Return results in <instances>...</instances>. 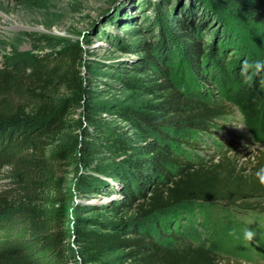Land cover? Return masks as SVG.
Here are the masks:
<instances>
[{
	"label": "trees",
	"instance_id": "obj_1",
	"mask_svg": "<svg viewBox=\"0 0 264 264\" xmlns=\"http://www.w3.org/2000/svg\"><path fill=\"white\" fill-rule=\"evenodd\" d=\"M242 3L241 11L227 10L232 21L221 28L182 17L165 51L153 42L143 44L140 64L151 72V81L126 83L158 93L159 101L146 110L117 111L139 142L84 112L88 123L80 125L76 142L54 148L79 103H59L54 92L78 94L84 87L79 42L2 57L0 179L9 168L10 184L0 185V264H109L104 258L115 252L120 264H229L233 254L250 258L252 250L245 246L254 247L243 242L245 228L232 232L223 226L219 237L195 241L186 223L214 204L230 220L264 210L262 164L250 172L226 153L217 161L190 155L233 109L264 145V0ZM217 76L221 99L211 96L208 84ZM103 143L124 155L114 171L119 189L82 170L84 158ZM73 165V189L64 196L62 174ZM83 187L90 193L118 192L122 197L112 203L82 205L95 212L114 208L116 219L80 217L74 212L79 201L72 211L63 209L60 204ZM252 231L264 256L260 231Z\"/></svg>",
	"mask_w": 264,
	"mask_h": 264
},
{
	"label": "rangeland",
	"instance_id": "obj_2",
	"mask_svg": "<svg viewBox=\"0 0 264 264\" xmlns=\"http://www.w3.org/2000/svg\"><path fill=\"white\" fill-rule=\"evenodd\" d=\"M113 1L0 0V60L3 56L15 53L50 52L73 42L82 45L80 73L84 81L83 90L78 94L67 89L54 92L59 103L71 99L79 101L70 115L68 127L59 135L55 149L66 148L76 142L80 125L88 123L84 112L99 119L104 126L127 140L139 142L136 130L117 111L119 108L146 110L149 104L159 101L158 93L130 88L126 83L129 80L148 86L151 81V72L140 64L144 54L143 44L153 42L165 51L169 46L165 44L169 43L172 33L178 30L180 18L187 17L206 22L211 28H221L224 22L232 21L227 10L239 11L243 6L242 0H125L103 18ZM210 43L209 37L205 39L206 47ZM221 82V76L213 77L208 82L211 86L210 94L216 99L223 96ZM260 83L264 86V79ZM201 143V147L190 154L194 158H215L217 161L219 155L226 153L250 172L256 170L259 164L264 169V145L254 140L241 113L236 109L219 122V127L204 136ZM108 144L98 145L87 155L82 170L104 179L107 188L119 189L121 186L114 171L116 163L124 155L116 146ZM4 172L5 177L0 179L3 187L10 184L7 177L9 168H5ZM75 175L74 165L64 169L59 187L64 196L70 195ZM89 191L85 187L78 189L71 201L60 205L70 212L79 201L81 205L74 212L80 217L116 219L114 208L95 212L83 206L106 205L122 196L118 192L110 194ZM220 209L218 205H209L205 214L197 213L195 219L186 221L190 236L195 241L217 238L221 228L227 225L232 232L242 227L246 230H259V236L264 240V210L242 213L240 218L234 216L230 220L221 216ZM185 215L186 212L182 211V216ZM184 218L190 219L189 216ZM213 228H219V231L214 233ZM243 242H250L255 249L250 245L245 246L252 250L250 258H240L233 254L229 264H264L261 240L245 237ZM119 255L120 252H115L106 255L104 259L109 264H120Z\"/></svg>",
	"mask_w": 264,
	"mask_h": 264
},
{
	"label": "water",
	"instance_id": "obj_3",
	"mask_svg": "<svg viewBox=\"0 0 264 264\" xmlns=\"http://www.w3.org/2000/svg\"><path fill=\"white\" fill-rule=\"evenodd\" d=\"M125 0H114L112 5L109 7V9H107L104 14H103V18L106 17V15H108L111 11H113V9H115L117 6H119L122 2H124ZM101 18V19H103Z\"/></svg>",
	"mask_w": 264,
	"mask_h": 264
},
{
	"label": "clouds",
	"instance_id": "obj_4",
	"mask_svg": "<svg viewBox=\"0 0 264 264\" xmlns=\"http://www.w3.org/2000/svg\"><path fill=\"white\" fill-rule=\"evenodd\" d=\"M257 67H258V68L261 67V64L258 63V64H257ZM253 236H254V232H253L251 229H248V230L245 231V237H246V238H248V239H252Z\"/></svg>",
	"mask_w": 264,
	"mask_h": 264
},
{
	"label": "bare ground",
	"instance_id": "obj_5",
	"mask_svg": "<svg viewBox=\"0 0 264 264\" xmlns=\"http://www.w3.org/2000/svg\"><path fill=\"white\" fill-rule=\"evenodd\" d=\"M114 197V196H113Z\"/></svg>",
	"mask_w": 264,
	"mask_h": 264
}]
</instances>
